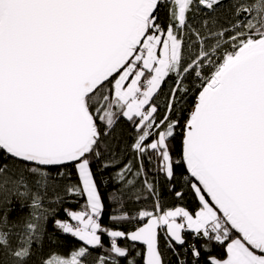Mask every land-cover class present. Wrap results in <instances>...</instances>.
Listing matches in <instances>:
<instances>
[{"label": "snow or ice", "instance_id": "obj_1", "mask_svg": "<svg viewBox=\"0 0 264 264\" xmlns=\"http://www.w3.org/2000/svg\"><path fill=\"white\" fill-rule=\"evenodd\" d=\"M0 264H264V0H0Z\"/></svg>", "mask_w": 264, "mask_h": 264}, {"label": "trees", "instance_id": "obj_2", "mask_svg": "<svg viewBox=\"0 0 264 264\" xmlns=\"http://www.w3.org/2000/svg\"><path fill=\"white\" fill-rule=\"evenodd\" d=\"M126 128H127V126H126ZM128 131H131V129H127V131L124 133V135L127 137V132ZM129 139H130V137H128ZM178 143V142H177ZM161 188H162V196L163 197H165V198H168V196H169V194H168V192H167V189L166 188H164L163 187V184L161 185ZM171 203H176V201H175V198L173 197L172 199H171V201H170ZM185 203L189 206V207H191L192 206V201H191V199L190 198H188L186 201H185ZM68 206H70V207H72L73 209H76V208H78L79 207V205H77V204H71V205H68ZM29 210H28V208H24V209H22V210H19L18 209V212L17 213H14L13 215L14 216H16V215H18V214H20V215H22V214H27V212H28ZM63 212L61 211L60 212V216L61 217H63ZM105 221H107V216H105ZM121 227H125V226H121ZM61 242H62V251H64L65 253H67V251L68 250H70L71 249V247L74 245V244H77L78 242L77 241H75L73 238H71V237H61ZM105 243L107 244V239L105 238ZM123 246V245H122ZM47 250H48V246L46 245L45 246V252H47Z\"/></svg>", "mask_w": 264, "mask_h": 264}]
</instances>
